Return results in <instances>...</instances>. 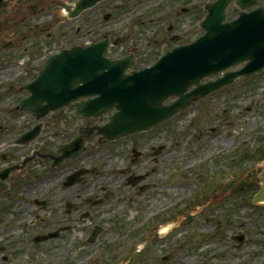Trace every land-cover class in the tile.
Here are the masks:
<instances>
[{
    "label": "rangeland",
    "instance_id": "obj_1",
    "mask_svg": "<svg viewBox=\"0 0 264 264\" xmlns=\"http://www.w3.org/2000/svg\"><path fill=\"white\" fill-rule=\"evenodd\" d=\"M73 1L4 0L0 4V125L8 126L0 132V142L15 132L18 123L8 110L20 93L9 92L4 83L15 68L40 64L63 47L104 34L118 40L114 50L138 45L139 53L149 51L139 59L145 61L168 44L167 24L173 23V32H180L182 39L200 33L196 24L201 7L188 9L196 0H124L122 6L137 4L144 11L138 19L133 13L132 23L122 20L126 16L119 14L122 8L110 21L102 17L112 2L122 0H105L69 18ZM230 9L228 17L235 15ZM165 10L163 16L152 17L153 12ZM110 27L114 30L108 31ZM158 144H164V149L157 162H152L150 147ZM132 146L148 152L140 165L127 164L133 165L131 172L148 170L144 182L150 187L141 193L123 182L127 171L113 169L115 164L133 161ZM257 148L264 149V69L239 78L153 130L107 142L93 155L94 162L105 164L99 165L102 175L94 182L92 200L108 195L94 207L96 220L106 228L100 242L91 248L92 254L100 255L93 264H103L110 254L123 256L118 264H126L128 255H136L141 262L135 261L137 264H152L155 256L164 257L157 264H264V204H251L250 194L237 187L252 177L257 180L255 175L264 169V159H253ZM2 150L10 152L13 147ZM235 150L245 161L237 162ZM32 189L37 192L35 197L19 201L0 195V207L8 202L0 209V247L5 246L0 254L10 256L0 257V264H82V258L75 257L83 255L85 247H79L80 242L69 244L79 238L77 231L57 241L32 240L51 225L40 221L41 213L55 212L58 219L65 207L64 199L60 202L56 196H47L40 207L33 200L42 196L37 188ZM66 197L76 199L75 194ZM237 231L245 234L247 243L232 248L229 235Z\"/></svg>",
    "mask_w": 264,
    "mask_h": 264
},
{
    "label": "water",
    "instance_id": "obj_2",
    "mask_svg": "<svg viewBox=\"0 0 264 264\" xmlns=\"http://www.w3.org/2000/svg\"><path fill=\"white\" fill-rule=\"evenodd\" d=\"M100 0H75L68 12L70 17L93 6ZM230 0L207 2V10L199 23L204 32L194 40L171 48L154 64L140 70L124 73L130 57L109 59L103 55L108 40L75 45L50 55L37 76L24 84L29 94L16 108L31 111L37 118L48 108H57L79 95L95 94L91 99L76 102L78 113H100L114 108L106 123L97 126L102 137L115 139L137 130H147L171 117L192 98L204 95L237 77L264 67V7L225 21V8ZM256 0H236L240 8ZM245 65L236 71H227L215 81L198 84L200 78L224 69L237 61ZM81 82V84L75 85ZM197 86L185 93L191 84ZM177 96L164 103L169 96ZM39 131L38 125L23 132L15 142L29 141ZM81 138L69 145L78 152ZM261 187L252 203L264 201V171ZM35 240L41 239L36 236Z\"/></svg>",
    "mask_w": 264,
    "mask_h": 264
},
{
    "label": "flooded vegetation",
    "instance_id": "obj_3",
    "mask_svg": "<svg viewBox=\"0 0 264 264\" xmlns=\"http://www.w3.org/2000/svg\"><path fill=\"white\" fill-rule=\"evenodd\" d=\"M107 17H110V15L108 14ZM30 66L17 67L12 70L9 76L12 77L11 79L14 82L10 83L28 80L35 76L40 66L37 63H32ZM14 114L19 120L17 123L18 130L28 124L31 126L35 122L29 113ZM95 122L97 120L93 119L92 116H77L74 107L65 106L61 109L49 111L42 119L37 146H32L27 152L22 151L25 146H18L16 149H14L16 146H11L13 150H10V152L0 149V173L4 174L0 175V195L15 196L23 199L25 196L36 193L32 188H37L38 194L42 196L39 200L40 206L46 201L47 196H56L60 199V202L64 199L63 217L56 219L55 212L51 216L53 221L58 220L60 222L56 225L63 227L58 236L66 235L71 230L78 229L76 222H91L95 220V201L100 203L103 200H107V194L102 195L101 199L95 201L92 200L94 198L91 195L94 191V182L102 175L99 165L105 164V162H94L95 157L93 155L107 143V140L99 137L94 131L89 130L90 126ZM7 128L8 126L3 128L0 125V132L4 133ZM78 130L83 133V142L86 149L76 156H67L58 162H54L61 155V150L58 149L61 147L59 146L69 142L78 134ZM93 140L96 141L95 144H93ZM28 154L34 157L24 160L23 157ZM144 157L145 154H142L141 158ZM140 161L141 159L139 158L123 164H115L113 169L119 172L127 171V179H132V174H137L140 170L137 169V173L131 172L133 165L127 164L140 165L142 163ZM78 169L82 170L77 172L76 170ZM74 171L76 172L73 174L72 172ZM69 174L72 176H69ZM70 194H75L76 199L69 200L66 196ZM67 203L69 204L68 206ZM93 227L94 224L81 226L80 232L84 233V241H86L85 237ZM99 230H102V227ZM129 258L127 264H131ZM106 260L105 264H115L116 262H122L123 258L113 255L106 256ZM137 261L140 262V260ZM136 262L134 261L133 263Z\"/></svg>",
    "mask_w": 264,
    "mask_h": 264
},
{
    "label": "trees",
    "instance_id": "obj_4",
    "mask_svg": "<svg viewBox=\"0 0 264 264\" xmlns=\"http://www.w3.org/2000/svg\"><path fill=\"white\" fill-rule=\"evenodd\" d=\"M256 154H257V157H259V158L264 157V149L263 148H257Z\"/></svg>",
    "mask_w": 264,
    "mask_h": 264
}]
</instances>
